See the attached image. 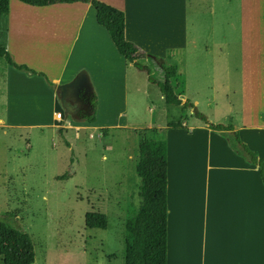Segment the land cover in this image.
I'll return each instance as SVG.
<instances>
[{"label":"crops","instance_id":"1","mask_svg":"<svg viewBox=\"0 0 264 264\" xmlns=\"http://www.w3.org/2000/svg\"><path fill=\"white\" fill-rule=\"evenodd\" d=\"M97 1L124 13L125 38L143 52L164 58L168 50L182 55L187 48V0ZM5 23L4 46L14 61L43 73L54 88L42 78L10 66L0 68L3 133L61 125L64 111L54 89L80 71L87 75L98 107L93 123L81 122L83 116L92 113L90 110V114L69 122L72 129L98 130L104 135L138 126L129 125V96H145L156 85L149 82L147 90L139 83L136 71L143 72L117 53L107 32L96 23L90 5L31 7L10 0ZM262 45L264 49V41ZM183 78L181 101L189 100L196 111L199 103L188 93V82ZM245 79L249 89L251 79ZM226 103V112L232 114V99ZM248 110L245 106L242 111L244 131H264V113L257 118ZM57 114H62V122L56 119ZM176 122L182 127L168 128ZM232 126L249 148L250 138L241 139L240 128ZM151 129L166 143L167 264H264V187L258 168L249 167L209 124L196 118L181 116ZM260 144L261 151H252L264 163V139Z\"/></svg>","mask_w":264,"mask_h":264},{"label":"rangeland","instance_id":"2","mask_svg":"<svg viewBox=\"0 0 264 264\" xmlns=\"http://www.w3.org/2000/svg\"><path fill=\"white\" fill-rule=\"evenodd\" d=\"M5 20L0 17V45ZM187 24V48L175 56L180 62L170 63L176 61L187 79L188 93L199 103L196 112L237 126L241 139L250 138L249 149L261 151L264 131H244L242 111L246 106L257 118L264 113V0H187ZM145 64L153 81L145 71L136 73L150 90L149 82H162L164 74ZM5 65L0 59V68ZM230 99L232 114L226 112ZM193 114L166 106L152 86L145 96H129V125H138L129 130L102 135L72 129L75 119L65 111L64 121L52 129H0V214H13L12 224L30 237L33 264H124L127 206L139 204L135 164L141 132ZM90 212L106 216V229L86 227Z\"/></svg>","mask_w":264,"mask_h":264},{"label":"trees","instance_id":"3","mask_svg":"<svg viewBox=\"0 0 264 264\" xmlns=\"http://www.w3.org/2000/svg\"><path fill=\"white\" fill-rule=\"evenodd\" d=\"M31 7H47L56 4L83 3L90 5L95 11L96 23L108 34L117 53L139 71H145L148 80L153 81L145 62H150L161 69L164 74L162 82L156 85L163 101L168 106H182L194 110V106L184 96V78L180 73L173 56L180 53L168 50L164 58L152 56L143 52L136 45L125 38L124 13L97 0H17ZM10 0H0V17H6ZM0 59L18 72L28 76L42 78L53 89L43 73L30 69L26 65L18 64L4 45H0ZM175 59L172 64L170 61ZM90 115L81 118V122L93 123L98 102L94 92H91ZM194 117L209 124L212 131L226 140L230 150L241 157L249 167H257L261 183L264 187V163L257 158L255 152L246 147L238 137L234 127L230 124H210L194 110ZM180 122L170 123L168 128H181ZM104 132V130H102ZM142 137L138 144V157L135 173L139 178L137 198L139 204L127 206L124 220V264H167L166 257V143L157 136L154 129L142 130ZM105 133V132H104ZM154 133V137L147 135ZM64 177L61 176V179ZM13 214H0V263L1 264H33L34 249L30 237L12 224ZM85 225L90 229H106V216L90 212L85 215Z\"/></svg>","mask_w":264,"mask_h":264},{"label":"water","instance_id":"4","mask_svg":"<svg viewBox=\"0 0 264 264\" xmlns=\"http://www.w3.org/2000/svg\"><path fill=\"white\" fill-rule=\"evenodd\" d=\"M54 92L56 96H58L61 107L66 114V101L69 102V106L72 105L75 108L77 107L83 111H87V114L91 113L90 103L82 104L81 106H79V104L76 102L70 103L71 99H75V97H77L81 92L86 94H90L92 92V87L85 72L80 71L69 82L57 85L54 89ZM180 99L182 100L183 97ZM70 116L77 118L76 114H72Z\"/></svg>","mask_w":264,"mask_h":264},{"label":"flooded vegetation","instance_id":"5","mask_svg":"<svg viewBox=\"0 0 264 264\" xmlns=\"http://www.w3.org/2000/svg\"><path fill=\"white\" fill-rule=\"evenodd\" d=\"M78 103L79 106H81L82 104H86V103H90L91 102V93L90 94H86L81 92L80 94H78L77 97H75V99H71L70 103ZM66 112L69 115L72 114H76L77 117L83 116L85 114H87V111H83L80 108H75L74 106H69V102L66 101Z\"/></svg>","mask_w":264,"mask_h":264},{"label":"built area","instance_id":"6","mask_svg":"<svg viewBox=\"0 0 264 264\" xmlns=\"http://www.w3.org/2000/svg\"><path fill=\"white\" fill-rule=\"evenodd\" d=\"M56 119H58L59 122H62L63 120L62 114H57Z\"/></svg>","mask_w":264,"mask_h":264}]
</instances>
